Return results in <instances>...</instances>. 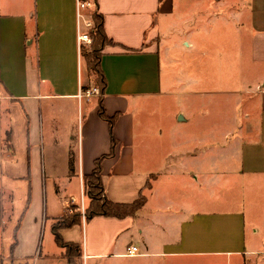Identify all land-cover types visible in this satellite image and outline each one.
Returning a JSON list of instances; mask_svg holds the SVG:
<instances>
[{"label": "crops", "instance_id": "crops-1", "mask_svg": "<svg viewBox=\"0 0 264 264\" xmlns=\"http://www.w3.org/2000/svg\"><path fill=\"white\" fill-rule=\"evenodd\" d=\"M96 2L112 40L102 49V104L108 116H116L114 153L101 162L105 194L118 203L142 195L146 200L132 215L83 218L62 228V237L81 245L82 264H264V0ZM216 4L229 9V16L220 11L224 24L236 27L227 38L238 51L240 83L243 71L247 77V52L259 74L252 87L246 81L227 86L242 100L245 122L222 131V200L202 201L205 210L199 211L195 197L199 191L212 196L215 179L203 169L193 178L185 168L186 178L164 183L156 172L138 171L135 110L144 112L164 92L161 20L169 24L179 12L191 13L194 48L208 46L198 30L210 14L204 7ZM91 10L82 11V31L78 0H0V264H27L39 249L37 262L44 257L69 264L54 223L70 208L88 205L84 176L112 151L100 95L79 96L95 85L83 54L90 44L79 41ZM204 76L212 78L194 73V83ZM202 92L194 90L197 99ZM178 120H186L183 113ZM149 147L143 146L146 163L154 156ZM131 245L138 255L126 254Z\"/></svg>", "mask_w": 264, "mask_h": 264}, {"label": "rangeland", "instance_id": "rangeland-1", "mask_svg": "<svg viewBox=\"0 0 264 264\" xmlns=\"http://www.w3.org/2000/svg\"><path fill=\"white\" fill-rule=\"evenodd\" d=\"M200 10H203V7ZM204 10L210 14H205L203 29L198 31L205 34V38L208 37L205 40L208 41V46L200 42L194 48L195 19L191 13L179 12V17L173 18L169 24L161 20L160 59L164 92L157 100L146 104L144 112L135 110L138 124L135 147L138 171L156 172L159 178H163L164 183L168 178H186L181 173L185 168L192 169L189 176L193 178L199 175V169H203L208 178L215 179L211 185L212 196L199 191L198 197H195L199 211L205 210L202 201L222 200V178L227 152L223 146H219L222 138L224 140L222 131L230 128L235 130L245 122L242 100L239 101L235 95L230 94L227 86L246 81L247 85L252 87L259 74L257 67L250 62L247 52V77L243 71L240 83L238 51L233 44V38H227L228 32H235L236 27L233 28V24H224L220 14V11H223V15L229 16V9H223L216 4L214 8L206 6ZM80 23L84 31V16L80 18ZM241 58H244L243 53ZM194 73L198 76L209 74L212 78L206 79L204 76L203 81L200 80L201 82L196 84ZM219 85H224L225 88ZM198 89L204 91L199 99L194 95V90ZM179 113L184 114L185 121L179 122ZM253 117L252 125L255 127V113ZM144 145H149L153 150L148 151L149 154L154 153L147 162L149 165L143 158ZM187 154H193V157L185 158ZM215 204L220 206L219 203ZM74 211V208H70L69 213ZM261 246L264 247V244ZM39 255L40 249L37 258L27 264H67L62 259H52L48 262L44 257L39 258L37 262Z\"/></svg>", "mask_w": 264, "mask_h": 264}, {"label": "trees", "instance_id": "trees-1", "mask_svg": "<svg viewBox=\"0 0 264 264\" xmlns=\"http://www.w3.org/2000/svg\"><path fill=\"white\" fill-rule=\"evenodd\" d=\"M90 11L93 26L89 29V34L92 41L88 47L83 51L84 56L87 59L88 70L90 75L94 78L95 86L99 90L100 95V108L99 112L102 117L108 120L110 126V133L112 137V151L110 154H105L95 161V167L93 171L84 176V194L88 199V205L82 209H74L73 213H65L63 216L56 219L53 230L57 243L64 247L66 255H68L69 264H82L79 261L82 255L81 245L75 242H66L62 237L60 230L65 227H71L73 225L82 222L83 218L86 220L91 219L96 215H106L115 217H124L127 215L135 214L145 203V196H140L138 199L131 203H118L113 202L105 194V188L102 181V160L107 156L114 153V146L116 139L114 137L113 127L116 116H108L102 104V96L106 88V78L101 67V57L103 47L110 43L112 40L107 36L104 30V18L98 11L97 2ZM135 50L134 48H132ZM73 168V166L71 167Z\"/></svg>", "mask_w": 264, "mask_h": 264}, {"label": "built area", "instance_id": "built-area-1", "mask_svg": "<svg viewBox=\"0 0 264 264\" xmlns=\"http://www.w3.org/2000/svg\"><path fill=\"white\" fill-rule=\"evenodd\" d=\"M95 5V2L94 1H90V0H78V10L80 12V16H83L84 14L82 13V11L84 9H87V8H93ZM93 26V21L91 20L87 22V27H89V29ZM89 29L87 32H83L79 35V41L83 44H90L91 41H92V38L89 34ZM99 93V90L96 86H93L89 89H85L84 92H80L79 93V96L80 97H87V98H90L92 95L94 94H98ZM82 211L84 212V206H82ZM127 255L129 256H135V255H138L139 254V251H138V247L135 246V245H131L128 250H127Z\"/></svg>", "mask_w": 264, "mask_h": 264}, {"label": "bare ground", "instance_id": "bare-ground-1", "mask_svg": "<svg viewBox=\"0 0 264 264\" xmlns=\"http://www.w3.org/2000/svg\"><path fill=\"white\" fill-rule=\"evenodd\" d=\"M99 94V93H98Z\"/></svg>", "mask_w": 264, "mask_h": 264}]
</instances>
